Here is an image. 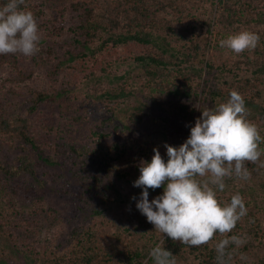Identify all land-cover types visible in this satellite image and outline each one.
Wrapping results in <instances>:
<instances>
[{
	"label": "trees",
	"instance_id": "1",
	"mask_svg": "<svg viewBox=\"0 0 264 264\" xmlns=\"http://www.w3.org/2000/svg\"><path fill=\"white\" fill-rule=\"evenodd\" d=\"M7 3L0 0V8ZM53 3L20 6L38 24L34 55H0V264H154L149 252L158 244L177 264H216V243L232 235L247 240L229 245L228 264H264L262 155L245 162L250 179L233 175L217 190L221 204L239 193L247 215L199 247L155 231L136 208L142 189L133 187L141 160L150 162L158 148L166 162L164 145H182L201 111L226 102L232 90L243 96L262 149L264 0ZM243 30L260 36L254 50L237 55L220 47ZM127 63L136 75L115 70ZM83 83L91 88L81 106L103 114L101 125L85 129L88 141L67 136L83 127V112L55 130L43 118ZM153 110L157 128L141 131ZM177 120L185 132L171 131ZM50 192L73 199L57 211L47 205ZM162 194L163 187L149 189V201Z\"/></svg>",
	"mask_w": 264,
	"mask_h": 264
},
{
	"label": "clouds",
	"instance_id": "2",
	"mask_svg": "<svg viewBox=\"0 0 264 264\" xmlns=\"http://www.w3.org/2000/svg\"><path fill=\"white\" fill-rule=\"evenodd\" d=\"M24 0H8L0 8V55L32 56L40 40L39 28L31 11L21 10ZM260 36L240 31L219 42L239 55L254 50ZM190 129V136L179 147L165 144L167 161L158 148L151 161L141 160L140 175L133 187L141 188L136 208L147 218L155 231L189 247L209 243L219 233H231L238 221L247 215L244 199L236 193L230 203L221 204L217 190L226 188L225 178L248 180L251 172L245 162L257 163L262 155V141L243 96L237 91L214 108H205ZM264 166V165H261ZM163 187V194L149 201V189ZM136 200V197L132 198ZM247 237L232 235L215 245L216 264H228L230 244L237 247ZM154 264H177L171 251L156 245L149 252Z\"/></svg>",
	"mask_w": 264,
	"mask_h": 264
},
{
	"label": "rangeland",
	"instance_id": "3",
	"mask_svg": "<svg viewBox=\"0 0 264 264\" xmlns=\"http://www.w3.org/2000/svg\"><path fill=\"white\" fill-rule=\"evenodd\" d=\"M54 5L63 2V0H53ZM70 1V0H69ZM115 70L118 72H124V71H130L132 74L136 75L138 73L135 65L133 64H120L115 67ZM91 88V85L89 83H83L80 87H77L74 90H71L70 92H67V96H64L61 98V100L57 99L53 103H51L48 106V109L44 112L43 118L46 119V124L50 127L48 129H61L64 126H66V123H73L74 119L71 117L77 113V111L83 112V114L86 116V121L83 124V127L80 130L77 129H70L67 131V136L71 138H79L81 140H87L88 141V132L85 130L86 128L90 127H97L101 125L103 114L101 115L100 112L96 111L93 114H90L89 111H85L83 107L81 106L83 102L88 98L89 96V90ZM90 97V96H89ZM77 105L79 106L80 110H78ZM77 108V110H76ZM159 116V113L157 110H153L150 114L151 118H148L146 122L142 125L141 131L149 132V129L154 128L157 126L152 124V119ZM174 123H176L177 129L174 131H184L185 132V125H183V122L181 120H177ZM83 130V131H82ZM56 139H53L52 142H55ZM263 156V163L261 165H264V144L262 146V149H260ZM263 174L262 178H264V166H262ZM48 203L47 205L51 206L57 211H62L65 209V205L67 202L71 201L73 198H67L64 195H55L54 193L50 192L47 195ZM3 196L0 195V204L1 202H4ZM71 211H75L72 206H70ZM148 260H145L142 264H147Z\"/></svg>",
	"mask_w": 264,
	"mask_h": 264
}]
</instances>
